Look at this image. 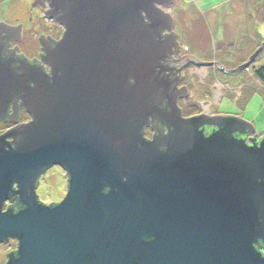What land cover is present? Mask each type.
I'll return each instance as SVG.
<instances>
[{
	"label": "water",
	"instance_id": "water-1",
	"mask_svg": "<svg viewBox=\"0 0 264 264\" xmlns=\"http://www.w3.org/2000/svg\"><path fill=\"white\" fill-rule=\"evenodd\" d=\"M172 2L51 0L52 18L70 29L59 61L70 67L68 88L50 109L57 120L28 130L20 149H6L11 134L0 138V244H20L8 264H264V141L239 139L254 126L146 102L161 88L146 63L150 29H172ZM263 48L238 68L217 65L242 72ZM148 115L174 128L164 154L139 147ZM53 165L68 170L70 189L46 205L36 183ZM12 193L19 212L3 211Z\"/></svg>",
	"mask_w": 264,
	"mask_h": 264
},
{
	"label": "flooded vegetation",
	"instance_id": "flooded-vegetation-1",
	"mask_svg": "<svg viewBox=\"0 0 264 264\" xmlns=\"http://www.w3.org/2000/svg\"><path fill=\"white\" fill-rule=\"evenodd\" d=\"M51 4V0H36L33 4L34 10L38 11L42 18V21L36 24L44 25V27L24 29L19 25L0 22V138L11 134L3 141L8 147L7 150L20 149L21 143L26 140L24 136L28 130L42 129L43 123L46 122L45 118L55 122L58 114L54 115L56 112L50 109H54L61 99L64 101V95L67 93L70 67L66 62L59 65V61L61 52L68 49L64 47V41L70 29H65V26L56 22L57 20L54 21ZM150 30L154 40L148 41L146 45L145 52L151 51V55L148 56L150 60L146 63H148L147 68L158 78L156 80L161 81V88L149 94L146 102L156 107V110L166 113L175 114L179 109L183 118L202 115L198 112L188 113V107L192 106L191 99L196 100L189 85L194 77L199 78L203 75V71L204 76L209 75L206 73L207 70L214 68L222 71L217 65L218 61L207 59V54L200 57L193 54L179 41L175 29ZM75 47L83 48L84 46L76 45ZM128 79L131 83L135 82L133 76H129ZM211 113L210 115H218L215 112ZM158 116L148 115L146 122L140 123L139 120L136 122V124L140 123L141 138L145 142L144 146L140 144L139 147L147 146L148 151L156 149L158 153L164 154L169 150L170 141L167 139L174 128L163 123ZM132 121L134 122V119ZM213 128L205 126L204 131L207 136L212 133ZM239 139H244L249 146L261 145L264 141L263 136L255 134L239 135ZM114 142H116L115 139ZM177 150L181 152V145H178ZM54 168H60L65 176L64 198L70 189L68 170L60 165L48 167L46 172L39 176L35 189L39 201L43 204L48 202L43 201L39 196L41 182L43 177ZM18 189V185L14 184L13 191L16 192ZM61 201L49 204L56 205ZM10 208L16 212L25 208L18 193H12L6 201L4 210ZM258 247L264 253V242H261ZM17 250L9 253L2 264H8L11 255L17 253Z\"/></svg>",
	"mask_w": 264,
	"mask_h": 264
},
{
	"label": "rangeland",
	"instance_id": "rangeland-1",
	"mask_svg": "<svg viewBox=\"0 0 264 264\" xmlns=\"http://www.w3.org/2000/svg\"><path fill=\"white\" fill-rule=\"evenodd\" d=\"M34 2L0 0V22L24 29L44 27L36 24L42 18L34 10ZM164 11L170 14L172 29L186 48L199 57L207 54V59L221 62L227 70L246 63L247 56L264 44V0H173ZM262 65L264 48L250 68L237 74L223 75L214 68L204 76L203 71L189 85L197 100L190 102L197 108L188 113L236 116L253 123L257 133H264V83L254 76V69ZM65 184L63 171L52 169L42 179L40 198L48 203L61 201L66 195ZM18 245L14 238L0 245V264Z\"/></svg>",
	"mask_w": 264,
	"mask_h": 264
},
{
	"label": "trees",
	"instance_id": "trees-1",
	"mask_svg": "<svg viewBox=\"0 0 264 264\" xmlns=\"http://www.w3.org/2000/svg\"><path fill=\"white\" fill-rule=\"evenodd\" d=\"M251 54H253V52ZM220 72H221V74H223L222 71H220ZM254 76H255V78L257 80H259L260 82L264 83V65L260 66L259 68H255L254 69ZM191 104H192V106L188 107L189 108L188 111L191 110V109H193V111H194L197 108L196 103L195 104L191 103Z\"/></svg>",
	"mask_w": 264,
	"mask_h": 264
},
{
	"label": "bare ground",
	"instance_id": "bare-ground-1",
	"mask_svg": "<svg viewBox=\"0 0 264 264\" xmlns=\"http://www.w3.org/2000/svg\"><path fill=\"white\" fill-rule=\"evenodd\" d=\"M251 57H252V54H249L248 56H247V61L246 62H248L250 59H251ZM257 58V57H256ZM256 60V59H255ZM218 63L220 64V65H222V66H224L221 62H219L218 61ZM254 63V62H253ZM252 63V64H253ZM252 64L248 67V68H250L251 66H252ZM225 67V66H224ZM225 69H226V67H225ZM226 74V73H225ZM237 74V73H236ZM253 126H254V124L253 123H251ZM254 128H255V132H253V133H251V135H253V134H257V136H262V135H264V133H262V134H259V133H257V130H256V127L254 126ZM8 147H6V149H7ZM44 204H46V203H44ZM46 205H50L49 203H47ZM3 211H6V210H3ZM19 246H20V244H19ZM19 246H18V249H19ZM18 251V250H17Z\"/></svg>",
	"mask_w": 264,
	"mask_h": 264
}]
</instances>
